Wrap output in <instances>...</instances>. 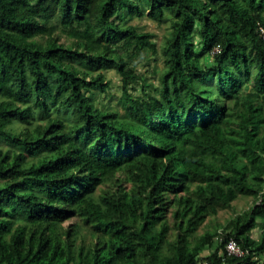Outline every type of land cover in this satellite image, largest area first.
<instances>
[{
  "label": "trees",
  "instance_id": "trees-1",
  "mask_svg": "<svg viewBox=\"0 0 264 264\" xmlns=\"http://www.w3.org/2000/svg\"><path fill=\"white\" fill-rule=\"evenodd\" d=\"M146 12L170 30L157 95L136 97L137 60L157 47L123 23ZM259 28L264 0H0V140L9 144L0 147V264H258L264 229L256 240L249 232L264 221ZM106 66L121 77L122 117L86 94L108 87L92 74ZM34 120L42 124L10 127ZM116 173L130 191L95 196ZM238 197L254 203L196 234ZM73 215L90 242L78 241L76 221L61 226ZM230 238L241 256L226 253Z\"/></svg>",
  "mask_w": 264,
  "mask_h": 264
},
{
  "label": "rangeland",
  "instance_id": "rangeland-1",
  "mask_svg": "<svg viewBox=\"0 0 264 264\" xmlns=\"http://www.w3.org/2000/svg\"><path fill=\"white\" fill-rule=\"evenodd\" d=\"M124 25H133L137 28L139 32H147L153 34L151 40L156 44V52L146 51L142 58H139L136 63V73L139 75V79L136 83H133L129 86L128 92L136 97H141L144 94L157 95L155 88L158 85V75L161 72L163 67V58L159 51V48L164 41L165 37L169 33V23L168 22H157L147 15V12L137 16L133 15L128 18L124 23ZM59 43H63L66 45H70L72 40L67 38L62 33L56 34ZM195 41H198V38H195ZM207 63H210L211 59L209 55L204 57ZM101 72L104 76V80L108 82V87L102 91L100 89L90 88L86 94L91 98L94 106L111 110L118 114V117H122L124 112L123 107L121 106L119 99L122 95L121 91V77L118 74L117 70L112 66H106L103 68H99L97 70L92 71V74H96ZM152 84L151 87L148 85ZM245 90L248 91L250 85H245ZM41 123V121L34 120L32 124H25L20 121H14L10 124V127L16 132L22 131L24 128L33 127L34 124ZM9 144L7 142H3L0 140V147L5 148L8 147ZM25 159H29L28 156H25ZM120 180L119 182L117 181ZM118 182V183H117ZM132 188V184L123 179L122 173H116L115 178L112 182H107L105 184L97 185L94 189V195L97 196L100 193L105 192H118V191H130ZM254 203L253 198L251 197H238L234 202H232L231 208L226 210H220L213 216H206L203 219L201 225L196 229V234L201 235L206 231H214V229L219 228L224 225L231 217L236 214L242 212L250 208ZM166 218L168 219L169 224V238L173 239L177 234V228L175 226L174 216L171 212H167ZM79 223L78 230V241L80 238H84L88 243L91 241V238L88 234L87 228L82 225V222L76 216H70L61 222V226L64 229L70 227L74 222ZM264 229V221L261 219H257L256 227L249 232V236L253 239H258L262 230ZM216 247V241L212 247L206 248L199 257H206L210 253L214 251ZM257 263H264V253L258 256ZM199 263V262H198ZM201 264V263H199Z\"/></svg>",
  "mask_w": 264,
  "mask_h": 264
},
{
  "label": "built area",
  "instance_id": "built-area-1",
  "mask_svg": "<svg viewBox=\"0 0 264 264\" xmlns=\"http://www.w3.org/2000/svg\"><path fill=\"white\" fill-rule=\"evenodd\" d=\"M259 33L264 38L263 28H259ZM224 249L228 255L241 256L243 254L241 247L232 238L228 239V241L225 243ZM202 264H207V262L203 261Z\"/></svg>",
  "mask_w": 264,
  "mask_h": 264
},
{
  "label": "clouds",
  "instance_id": "clouds-1",
  "mask_svg": "<svg viewBox=\"0 0 264 264\" xmlns=\"http://www.w3.org/2000/svg\"><path fill=\"white\" fill-rule=\"evenodd\" d=\"M205 261V260H204Z\"/></svg>",
  "mask_w": 264,
  "mask_h": 264
}]
</instances>
